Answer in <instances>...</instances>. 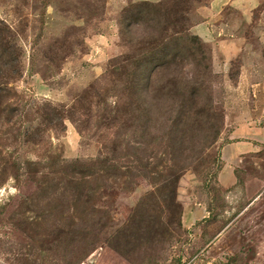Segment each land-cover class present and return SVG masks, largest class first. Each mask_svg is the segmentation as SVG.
I'll return each mask as SVG.
<instances>
[{
  "label": "rangeland",
  "instance_id": "374dc122",
  "mask_svg": "<svg viewBox=\"0 0 264 264\" xmlns=\"http://www.w3.org/2000/svg\"><path fill=\"white\" fill-rule=\"evenodd\" d=\"M123 1L0 0V264H264V144L216 182L233 131L264 136V0L205 26L211 0L151 2L206 57L166 85L199 94L198 126L134 95L152 24L122 38Z\"/></svg>",
  "mask_w": 264,
  "mask_h": 264
},
{
  "label": "trees",
  "instance_id": "16d2710c",
  "mask_svg": "<svg viewBox=\"0 0 264 264\" xmlns=\"http://www.w3.org/2000/svg\"><path fill=\"white\" fill-rule=\"evenodd\" d=\"M164 12L165 9L159 3L139 2L125 9L122 13L121 25H124L121 27L122 30L120 29L122 38L141 21H148L152 24V29L148 31L146 39L142 42V45L147 46L149 54L146 57H141L133 74L134 84L137 87L133 89L134 95H137V99H141L142 94H144V97L151 101L161 102L167 98L176 99L177 105L173 108L164 109L162 115H165L167 120L174 118L176 124L182 123L185 126V124L193 121V125L197 124L198 126L200 119L206 113V109L200 106L199 94L195 90H177L176 88L167 91L166 85L167 82L168 84L175 82L180 69L186 70L189 66L200 67L206 61V57H204L200 45L198 43L193 44L192 41L195 40L196 42V38L177 36L170 40L167 37L166 33L169 28L164 22ZM15 61L14 47L9 42L8 30L0 25V67L6 68L11 65L13 69L12 65ZM149 64L151 67L145 71L146 79L144 80V67ZM203 69L208 68L203 64ZM159 76H162L160 79L164 78L166 82L160 80L164 85L157 89L153 84ZM142 83L146 84V91H143L144 85Z\"/></svg>",
  "mask_w": 264,
  "mask_h": 264
},
{
  "label": "crops",
  "instance_id": "0c3cea01",
  "mask_svg": "<svg viewBox=\"0 0 264 264\" xmlns=\"http://www.w3.org/2000/svg\"><path fill=\"white\" fill-rule=\"evenodd\" d=\"M130 0H124V3ZM157 0H131V3L139 2H155ZM211 0V2L202 7V10L197 13L203 16L206 20L202 25L212 24V17L222 12L223 8L229 6L237 11L245 12L247 9L254 8L259 0ZM121 9V8H120ZM202 11V12H201ZM210 17L211 20H208ZM264 144V136L255 131H251L249 126H245L240 130H235L231 133L230 142L226 144L222 150L220 161L221 169L216 177V182L221 189L228 190L236 185L235 170L240 167L242 159L246 156L254 155L259 151L260 146ZM199 217V211L196 210L192 217ZM204 217L202 219H206Z\"/></svg>",
  "mask_w": 264,
  "mask_h": 264
}]
</instances>
